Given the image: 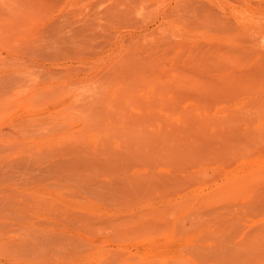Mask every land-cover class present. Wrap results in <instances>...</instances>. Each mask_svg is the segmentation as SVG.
Masks as SVG:
<instances>
[{"label": "rangeland", "instance_id": "1", "mask_svg": "<svg viewBox=\"0 0 264 264\" xmlns=\"http://www.w3.org/2000/svg\"><path fill=\"white\" fill-rule=\"evenodd\" d=\"M0 264H264V0H0Z\"/></svg>", "mask_w": 264, "mask_h": 264}]
</instances>
